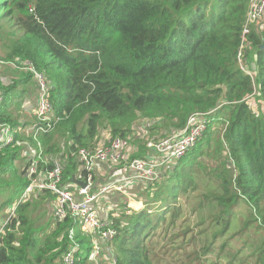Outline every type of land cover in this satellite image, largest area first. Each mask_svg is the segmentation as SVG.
<instances>
[{"label":"trees","instance_id":"trees-1","mask_svg":"<svg viewBox=\"0 0 264 264\" xmlns=\"http://www.w3.org/2000/svg\"><path fill=\"white\" fill-rule=\"evenodd\" d=\"M251 1L0 0V196L8 192L0 210L18 201L4 220L0 264H66L73 249L72 264H108L103 256L96 263L94 237L115 264H264V18L247 36L246 69L238 60ZM39 73L52 83L47 132L34 128ZM212 111L199 143L129 198L137 211L109 213L112 242L56 218L52 190L22 199L58 160L62 184L76 193L74 178L87 176L79 151L108 136L127 141L128 159L143 158L150 139ZM213 148L220 160L208 172L202 159ZM207 174L216 186L185 215L180 194Z\"/></svg>","mask_w":264,"mask_h":264},{"label":"built area","instance_id":"built-area-1","mask_svg":"<svg viewBox=\"0 0 264 264\" xmlns=\"http://www.w3.org/2000/svg\"><path fill=\"white\" fill-rule=\"evenodd\" d=\"M263 18L264 0H252L245 19L246 22L243 26L242 44L238 52L239 64L243 70L246 69V64H248L244 52L250 48L247 36L251 33L252 25L257 26ZM31 70L34 71L33 68ZM37 81L40 89L38 90V106L34 114L37 115L39 122L34 128L36 132H47L54 126L52 121V105L48 98L52 83L41 73L37 74ZM213 112L195 113L189 117L185 128L179 132H173L163 139H150L146 145V155L143 158L128 159L130 151L128 154L127 141L119 138L113 139L108 136L102 140L95 150L89 151L84 148L77 155L80 170L87 172V176L81 181L86 184V187L83 188L79 184L80 179L77 178H74L76 180V193L70 191L68 186L63 185L64 168L62 161L58 160L55 162L52 170L43 172L44 178L38 176L32 180L25 190L22 199L26 200L37 188L52 190L58 198L53 214L56 218L66 219L72 217L79 222L82 233L93 236L100 235L104 241L111 242L115 238L117 231L111 226L109 219L101 218V209L97 203L100 198L108 195L112 190L118 187L123 188L127 181L121 173H115L117 176H114L111 182L99 186L98 190L95 191L93 183L94 174H98V170L104 171L105 164L109 168H111L109 165L127 164L126 168L132 181H139L142 183L141 185L160 181L163 174L170 170L179 159L183 158L199 143L204 132L207 130V117ZM150 127L151 124L147 123L137 128V130L140 133H144ZM7 132L8 129H5L4 133L7 134ZM28 153L32 159L38 154L37 149L31 147ZM33 161L30 171L36 173L40 165L38 161L34 159ZM114 171L116 170L114 169ZM117 191L122 193L120 190ZM139 207V204L129 202L125 210L129 214L130 211H137ZM5 225L6 222L0 226V235ZM70 237H74V231H71ZM92 247L96 262H99L103 256L106 263L115 264L116 260L103 252L100 241L95 237L92 239ZM74 254V249L67 253L64 259L66 264H72L75 259Z\"/></svg>","mask_w":264,"mask_h":264},{"label":"rangeland","instance_id":"rangeland-1","mask_svg":"<svg viewBox=\"0 0 264 264\" xmlns=\"http://www.w3.org/2000/svg\"><path fill=\"white\" fill-rule=\"evenodd\" d=\"M252 62H253V60H252ZM252 64H251V66L254 67V65H252ZM33 112H34V107H33ZM208 123H209V121H208ZM214 130H215V128H214ZM27 155L29 156L28 152H27ZM219 160H220V155L217 153L215 148H213L209 155H204L202 162H206V164L209 166L208 172H210V171H214V169L218 166ZM17 164L21 167V169H23L24 162H18ZM121 165H124V164H117L115 166L109 165V166H111V169H113L111 172L109 171L110 176H108L107 174H103L100 178L96 177V184L98 185V187L104 185L106 182L108 183L109 177L113 178L115 176V173H121L122 176L127 181V182H125V185L123 184L124 185L123 188L118 187L109 193V194H111V193L115 194L116 196L120 197V199H118V203L116 205H111V201H108L106 208H107V211L109 213L114 212V211L120 212L121 210H125V208L128 206L129 202L134 203L132 201V199H129V198H131V197L134 198V197L140 196L141 193L144 192L145 188H146V185H141L139 181H132V179H130V174L128 173L126 166L124 165L125 167L120 168ZM114 169L116 171H114ZM100 172H102V171L98 170V173H100ZM207 175L208 176L205 179H202V180L197 179L198 187H197V189H195V191L193 193H191V194L190 193L180 194V200L184 203V207H185V212H186L185 215L190 216L191 213H189V212L194 207L197 206V204L199 203L201 195L208 193V191H210L213 187L216 186L215 178L212 177L211 174H207ZM98 187H97V190H98ZM97 190H95V191H97ZM117 190H120L122 193L120 195H117L116 193L119 192ZM7 196H8V192L5 195L0 196V206H1V204H3L5 202ZM108 200H109V198H108ZM16 203L12 206L5 207L4 210H0V226H2L4 224V220L7 218L9 213L16 211V209H17ZM241 209L243 211L246 209L245 212L243 213V216H246L250 213L249 209H247L245 205H242ZM238 240H239V242H238L237 248H240L241 246H243L244 237L238 236ZM245 257H246L245 255H242V259H244ZM221 264H226V263L221 262Z\"/></svg>","mask_w":264,"mask_h":264},{"label":"crops","instance_id":"crops-1","mask_svg":"<svg viewBox=\"0 0 264 264\" xmlns=\"http://www.w3.org/2000/svg\"><path fill=\"white\" fill-rule=\"evenodd\" d=\"M104 171H102L103 173L100 172L99 176H102L103 174H106V173H104ZM107 173H108V171H107ZM108 176H110V174ZM115 176H117V174ZM111 181H112V178L109 177L108 183L111 182ZM117 195H119V194H117ZM108 198H109V200H108ZM118 199H120V197L116 196L115 194H112V193L108 194V195H105L102 198H100V200L98 201L97 204H98V206L101 209V218L108 219V217H109V212L107 211V208H106V205H107L108 201H111V205H116L118 203Z\"/></svg>","mask_w":264,"mask_h":264},{"label":"water","instance_id":"water-1","mask_svg":"<svg viewBox=\"0 0 264 264\" xmlns=\"http://www.w3.org/2000/svg\"><path fill=\"white\" fill-rule=\"evenodd\" d=\"M79 184L84 188V187H86V184L84 183V182H79Z\"/></svg>","mask_w":264,"mask_h":264},{"label":"bare ground","instance_id":"bare-ground-1","mask_svg":"<svg viewBox=\"0 0 264 264\" xmlns=\"http://www.w3.org/2000/svg\"><path fill=\"white\" fill-rule=\"evenodd\" d=\"M114 239V238H113ZM113 239L111 240V242L113 241Z\"/></svg>","mask_w":264,"mask_h":264}]
</instances>
